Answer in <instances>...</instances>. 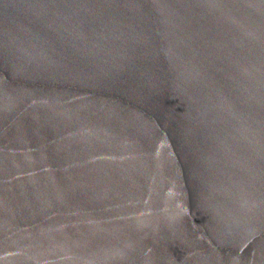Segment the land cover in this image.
Returning <instances> with one entry per match:
<instances>
[{
    "label": "water",
    "instance_id": "obj_1",
    "mask_svg": "<svg viewBox=\"0 0 264 264\" xmlns=\"http://www.w3.org/2000/svg\"><path fill=\"white\" fill-rule=\"evenodd\" d=\"M0 264H264V0H0Z\"/></svg>",
    "mask_w": 264,
    "mask_h": 264
}]
</instances>
